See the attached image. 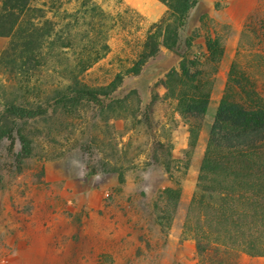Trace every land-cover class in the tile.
<instances>
[{"label":"rangeland","instance_id":"rangeland-1","mask_svg":"<svg viewBox=\"0 0 264 264\" xmlns=\"http://www.w3.org/2000/svg\"><path fill=\"white\" fill-rule=\"evenodd\" d=\"M99 3L114 14L132 9L129 15L134 20L137 13L142 20L136 37L168 13L159 0ZM246 26L251 30L244 35ZM208 31L220 39L226 53L212 66L213 101L192 148L191 124L161 83L184 59L206 61ZM180 36L176 53L162 49L140 75L126 77L116 92L100 97L105 106L84 100L67 113L53 102L48 107L46 100L54 96L47 91L68 77L61 79L56 61L40 67L34 94L25 102L34 107L43 104V115L19 122V128L32 134L33 155L20 159L19 140L12 143L0 137V264H210L214 260L198 257L184 226L197 191L209 128L238 53L242 52L248 73L264 79V0H201ZM191 36L197 38L187 48ZM123 40L124 35H112V51L81 76L83 82L96 87L114 79L120 55H125ZM10 43V38L0 37V58ZM17 88L15 76L0 69V115L6 104L19 98ZM126 98L127 104L116 111L106 107ZM169 164L174 181L166 172ZM178 184L182 199L171 224L170 211L160 197ZM164 213L167 220L160 225L158 217ZM239 261L264 264V258L245 254Z\"/></svg>","mask_w":264,"mask_h":264},{"label":"trees","instance_id":"trees-1","mask_svg":"<svg viewBox=\"0 0 264 264\" xmlns=\"http://www.w3.org/2000/svg\"><path fill=\"white\" fill-rule=\"evenodd\" d=\"M159 1L167 6V15L136 37L142 18L134 12V20L129 15L132 9L114 14L99 0H0V37L11 39L0 58V69L15 76L16 92L20 94L0 115V137L12 143L19 140L20 159L33 155L34 142L32 134L19 128V122L37 120L44 112L43 104L34 107L25 102L34 94L40 67L56 61L62 69L61 79L68 77L65 83L59 82L47 91L54 98L46 100L48 107L53 102L67 113L84 100L105 106L100 97L108 98L116 92L126 77L140 75L162 49L178 51L180 32L201 0ZM250 27L246 26L244 35ZM207 33L206 61L184 59L180 68L171 70L161 83L168 97L178 102L183 119L191 124L192 148L212 102V66L219 64L226 53L220 39ZM113 34L124 35L125 55L118 60V73L109 84L90 86L81 76L110 54ZM196 38L189 37L186 47L191 48ZM128 47L131 49L126 51ZM241 58L242 52L231 65L226 92L209 128L197 191L184 226L185 234L195 241L198 257L202 261L206 255L213 257L210 264H240L242 254L264 258V79L253 78ZM127 102V98L113 101L106 107L116 111L114 108ZM10 123L12 128L8 127ZM187 163L186 170L189 160ZM166 172L174 181L170 164ZM119 180L124 183L123 174ZM181 199L180 184L165 189L160 197L170 211L171 224ZM156 210L161 211L159 204ZM166 220V213L158 217L160 225Z\"/></svg>","mask_w":264,"mask_h":264},{"label":"crops","instance_id":"crops-1","mask_svg":"<svg viewBox=\"0 0 264 264\" xmlns=\"http://www.w3.org/2000/svg\"><path fill=\"white\" fill-rule=\"evenodd\" d=\"M223 98V97H222ZM222 100V99H221ZM213 101V100H212ZM221 102V101H220ZM219 105H220V103H219ZM211 106V105H210ZM215 107V106H214ZM218 108H219V106H218ZM218 108H217V110H218ZM210 109V108H209ZM214 109H216V108H214ZM217 110H216V113L215 114H217ZM208 112H209V110H208ZM215 117H216V115H215ZM215 119V118H214ZM214 121V120H213ZM208 146V145H207ZM206 151V150H205ZM203 153H205V152H203ZM202 162H203V160H202ZM202 164V163H201Z\"/></svg>","mask_w":264,"mask_h":264}]
</instances>
